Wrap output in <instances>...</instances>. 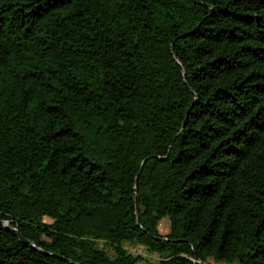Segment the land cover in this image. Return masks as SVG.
I'll return each instance as SVG.
<instances>
[{
    "label": "trees",
    "instance_id": "obj_1",
    "mask_svg": "<svg viewBox=\"0 0 264 264\" xmlns=\"http://www.w3.org/2000/svg\"><path fill=\"white\" fill-rule=\"evenodd\" d=\"M211 259L264 264V0H0V264Z\"/></svg>",
    "mask_w": 264,
    "mask_h": 264
},
{
    "label": "rangeland",
    "instance_id": "obj_2",
    "mask_svg": "<svg viewBox=\"0 0 264 264\" xmlns=\"http://www.w3.org/2000/svg\"><path fill=\"white\" fill-rule=\"evenodd\" d=\"M46 221H51L49 218H45ZM169 227H170V222H169V219L166 217V218H163L162 221L160 222L159 224V228H160V232L162 233H166L169 231ZM100 246L103 247L110 255H113V250L110 246L102 243V242H99ZM127 249L135 254V255H140L141 257H143L142 259V262L145 261L146 258H149L151 260H157L158 257L157 256H152L150 255L146 248L142 245H136V244H128L127 245ZM210 264H228L226 262H215L213 259H211L209 261Z\"/></svg>",
    "mask_w": 264,
    "mask_h": 264
},
{
    "label": "water",
    "instance_id": "obj_3",
    "mask_svg": "<svg viewBox=\"0 0 264 264\" xmlns=\"http://www.w3.org/2000/svg\"><path fill=\"white\" fill-rule=\"evenodd\" d=\"M9 229H12L16 234H18L19 236H20V238L22 239V241L24 242V243H26L27 245H30V246H32L33 248H36V249H38V250H40V251H43L41 248H39L33 241H30V240H27V239H25V238H23V236L20 234V232L17 230V229H13V228H10L9 227ZM47 254H51L50 252H46Z\"/></svg>",
    "mask_w": 264,
    "mask_h": 264
}]
</instances>
